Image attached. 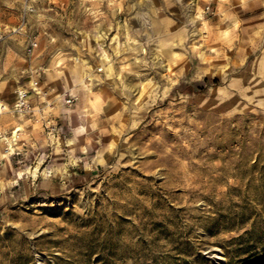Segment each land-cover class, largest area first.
<instances>
[{"label": "rangeland", "instance_id": "374dc122", "mask_svg": "<svg viewBox=\"0 0 264 264\" xmlns=\"http://www.w3.org/2000/svg\"><path fill=\"white\" fill-rule=\"evenodd\" d=\"M0 31L37 107L2 118L0 264H264V0H0Z\"/></svg>", "mask_w": 264, "mask_h": 264}, {"label": "built area", "instance_id": "2783aa9c", "mask_svg": "<svg viewBox=\"0 0 264 264\" xmlns=\"http://www.w3.org/2000/svg\"><path fill=\"white\" fill-rule=\"evenodd\" d=\"M22 11L24 14H31L34 13V8L30 4H24L22 7ZM26 27V21L22 18V20L19 22L17 26H14L13 28L8 30V34H20ZM25 31V30H24ZM4 34L2 31H0V41L4 39ZM38 48V39L35 35L30 36L26 44L24 46V55L26 58H30L35 50ZM33 91H36V89H32ZM73 96H68V98L65 100L66 105H71L74 101ZM49 108L52 109L51 105H49ZM37 111V107L34 106L31 95L29 93V90L25 89L22 86L17 87L14 90V102L12 103L11 107H8L7 105L1 103L0 104V115L5 112H11L14 116L17 118L20 117H27L33 115V113ZM42 118H50L49 116H44ZM47 128L49 130V133H53L55 131V126L51 121H47ZM17 128H14L9 137H5V133L3 129L0 127V142L4 144L6 151L8 149H11L12 143L15 142L16 136H14V132ZM16 131L15 133H17Z\"/></svg>", "mask_w": 264, "mask_h": 264}, {"label": "crops", "instance_id": "0c3cea01", "mask_svg": "<svg viewBox=\"0 0 264 264\" xmlns=\"http://www.w3.org/2000/svg\"><path fill=\"white\" fill-rule=\"evenodd\" d=\"M12 36H13V35H12ZM14 36H15V35H14ZM23 48H24V47L22 46V48H19V52H18V53H14V52H13V53H14L16 56H19V57H18L19 59L23 60L22 63H25V62H24V59H23V57H22ZM10 51H11V49H10L9 47L6 46V50L3 52V53H5V54H4V59L9 55ZM11 52H12V51H11ZM20 56H21V57H20ZM25 61H26V60H25ZM23 66H27V64H21V68H22ZM13 87H14V83H13ZM14 89H15V88H14ZM13 91H14V90H13ZM0 103L6 104L7 106H9V104L6 103V102H4V101H0ZM7 113H9V112H5V113H3V114L0 115V127H2V128H4L2 118H3V116L6 115ZM13 118H16V117L13 115Z\"/></svg>", "mask_w": 264, "mask_h": 264}, {"label": "bare ground", "instance_id": "6f19581e", "mask_svg": "<svg viewBox=\"0 0 264 264\" xmlns=\"http://www.w3.org/2000/svg\"><path fill=\"white\" fill-rule=\"evenodd\" d=\"M259 64H260V63H259ZM16 131H19V128H17ZM16 131H15V132H16ZM15 132H14V136H16V133H15ZM18 176H19V178H20L21 174L19 173Z\"/></svg>", "mask_w": 264, "mask_h": 264}]
</instances>
